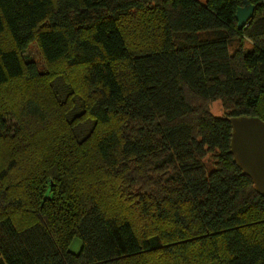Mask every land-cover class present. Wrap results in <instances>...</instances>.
<instances>
[{"label":"trees","instance_id":"trees-1","mask_svg":"<svg viewBox=\"0 0 264 264\" xmlns=\"http://www.w3.org/2000/svg\"><path fill=\"white\" fill-rule=\"evenodd\" d=\"M249 1L238 29L243 0H0V264H264V195L229 152L230 117L264 121ZM34 41L62 66L24 61Z\"/></svg>","mask_w":264,"mask_h":264},{"label":"water","instance_id":"water-1","mask_svg":"<svg viewBox=\"0 0 264 264\" xmlns=\"http://www.w3.org/2000/svg\"><path fill=\"white\" fill-rule=\"evenodd\" d=\"M255 5L243 0L235 12L237 28L245 27L253 17ZM229 152L244 175L249 177L257 193L264 195V121L257 116H233Z\"/></svg>","mask_w":264,"mask_h":264},{"label":"rangeland","instance_id":"rangeland-1","mask_svg":"<svg viewBox=\"0 0 264 264\" xmlns=\"http://www.w3.org/2000/svg\"><path fill=\"white\" fill-rule=\"evenodd\" d=\"M203 1V0H201ZM123 31H124V37L127 41V44L131 48L138 47L134 44V41L138 42V44H141L142 39L136 36V31L133 29V27L130 24H123ZM11 41L9 40V37L6 33H2L0 35V47H10ZM22 59L26 62L32 61L37 70L39 72L51 70L52 68L61 67L62 63H59L57 65H49L45 62L44 58L42 57L41 51L37 45V43L34 41L32 42L26 49H24L21 52ZM14 88V83H11L10 86L7 88ZM208 109L209 111L215 115V116H223L225 114L224 107L219 99L214 101L208 102ZM10 125H13V120L9 121ZM127 215L129 216L130 220L132 221V224L136 230V232L140 235L143 231H147L149 226V223L147 222V218L139 214L137 211L133 209H129L127 212ZM80 239L78 237H74L70 244H69V250L72 252H78L80 249Z\"/></svg>","mask_w":264,"mask_h":264}]
</instances>
